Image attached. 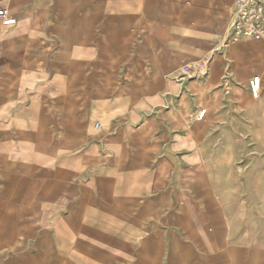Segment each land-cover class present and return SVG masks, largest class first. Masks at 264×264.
<instances>
[{
	"label": "crops",
	"instance_id": "0c3cea01",
	"mask_svg": "<svg viewBox=\"0 0 264 264\" xmlns=\"http://www.w3.org/2000/svg\"><path fill=\"white\" fill-rule=\"evenodd\" d=\"M234 7L0 0V264H264V39L229 41Z\"/></svg>",
	"mask_w": 264,
	"mask_h": 264
},
{
	"label": "built area",
	"instance_id": "2783aa9c",
	"mask_svg": "<svg viewBox=\"0 0 264 264\" xmlns=\"http://www.w3.org/2000/svg\"><path fill=\"white\" fill-rule=\"evenodd\" d=\"M233 21L230 25L229 41L239 43L244 40L264 39V0H235ZM8 11L0 9V18L7 17ZM253 98L259 92V78L253 77L248 83ZM204 111H200L197 119L201 120Z\"/></svg>",
	"mask_w": 264,
	"mask_h": 264
}]
</instances>
